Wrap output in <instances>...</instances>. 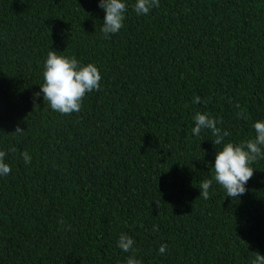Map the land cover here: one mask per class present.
Masks as SVG:
<instances>
[{"label":"trees","instance_id":"obj_1","mask_svg":"<svg viewBox=\"0 0 264 264\" xmlns=\"http://www.w3.org/2000/svg\"><path fill=\"white\" fill-rule=\"evenodd\" d=\"M125 2L106 39L99 0H0V151L12 169L0 176V264H126L122 233L144 264L264 255V158L245 194L213 180L205 200L221 146L192 133L197 111L223 120L225 142L254 138L264 120V0H160L147 15ZM51 50L102 74L78 113L34 97Z\"/></svg>","mask_w":264,"mask_h":264},{"label":"clouds","instance_id":"obj_2","mask_svg":"<svg viewBox=\"0 0 264 264\" xmlns=\"http://www.w3.org/2000/svg\"><path fill=\"white\" fill-rule=\"evenodd\" d=\"M160 0H136L133 5L137 15H147L150 11L159 7ZM99 6L105 11V17L101 27L103 38H110L111 34L119 33L124 26L127 4L125 0H99ZM43 83L40 85V92L34 94L38 98L43 94L51 110L62 115H71L79 112L83 105V100L87 93L100 91L102 74L94 63L82 64L75 56L58 54L51 50L47 53V58L43 64ZM194 103H200V97L194 98ZM240 108V105H236ZM39 108L34 105V109ZM237 116L244 118V113L238 112ZM193 120L195 127L192 133L199 137L203 129L211 130L214 137L212 140L217 147L215 154V164L213 167L212 179L202 180L199 188L203 199L210 198L209 189L213 180L219 184L227 193V197L237 199L247 192L246 184L254 175L256 169L251 165L260 158H264V120L255 121L254 138L246 139L239 143L225 142V137L229 136L227 131H223L218 124H222V119L212 118L208 113L197 111ZM24 129L19 126L12 134H23ZM9 151L17 152L14 146L9 147ZM7 152L0 151V176H7L11 173V166L5 162ZM21 156L26 164L31 163V156L25 150ZM159 207V201L157 200ZM61 225L65 222L63 218L58 221ZM71 225H68L70 230ZM158 226H154L153 231H158ZM118 246L126 253H133L128 256L126 264H144L142 259L135 255L134 239L126 233H122L117 241ZM167 250V244H161L159 253L163 255ZM250 264H264V255L259 252H252Z\"/></svg>","mask_w":264,"mask_h":264}]
</instances>
